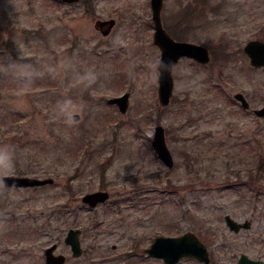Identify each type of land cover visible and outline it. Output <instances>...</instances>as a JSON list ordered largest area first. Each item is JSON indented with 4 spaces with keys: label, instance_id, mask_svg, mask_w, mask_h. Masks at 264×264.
<instances>
[{
    "label": "rangeland",
    "instance_id": "obj_1",
    "mask_svg": "<svg viewBox=\"0 0 264 264\" xmlns=\"http://www.w3.org/2000/svg\"><path fill=\"white\" fill-rule=\"evenodd\" d=\"M161 18L174 38L211 53L179 59L166 105L150 0H0V146L14 153L13 174L53 179L0 191V264H45L53 242L65 264H166L144 248L185 231L211 259L173 264L264 260V116L252 111L264 104V67L242 50L264 23V0H163ZM21 65L29 78H17ZM89 71L96 82L85 87ZM124 91L121 112L107 98ZM64 100L78 119L59 114ZM157 124L171 167L151 144ZM97 189L109 198L89 207L82 195ZM226 214L250 226L232 230ZM69 227L81 228L77 257L63 241Z\"/></svg>",
    "mask_w": 264,
    "mask_h": 264
},
{
    "label": "water",
    "instance_id": "obj_2",
    "mask_svg": "<svg viewBox=\"0 0 264 264\" xmlns=\"http://www.w3.org/2000/svg\"><path fill=\"white\" fill-rule=\"evenodd\" d=\"M72 2L75 0H63ZM163 0H150L153 19V41L160 49V58L157 63L158 74V99L161 105L169 103L174 86L172 75L173 66L182 56L195 59L200 63L208 62L210 53L207 46L188 40H178L170 35L164 28L161 20V8ZM112 22V20H111ZM103 21H96V26H101ZM104 32H106L104 30ZM244 50L250 56V62L254 66L264 64V44H259L257 40L248 41L244 46ZM235 97L241 100L244 107H248L249 103L241 92H237ZM109 103H116L121 112L127 109L129 101V92L125 91L121 95L109 97ZM258 115H264V105L254 110ZM74 119H78L79 115H73ZM152 146L158 157L168 166L174 163L172 153L165 139L164 127L157 124L154 128L151 140ZM5 181L10 186H28L40 185L51 182V177H33L28 175H16ZM109 196L106 190H95L87 192L82 196V201L89 206L94 207L98 202L106 200ZM226 224L230 229L237 231L241 227H249L250 220L237 221L229 214L224 216ZM81 229L79 227H70L64 236V243L69 244L72 250V256L77 257L82 253L80 241ZM57 242L48 245L45 250V261L47 264H64L65 255L61 252L56 253ZM144 251L149 255L162 258L166 264L178 262L181 258L191 257L204 262H209L211 257L205 243L192 231H185L179 235H158L156 236ZM239 264H264L263 259L251 258L245 253H241L238 258Z\"/></svg>",
    "mask_w": 264,
    "mask_h": 264
},
{
    "label": "clouds",
    "instance_id": "obj_3",
    "mask_svg": "<svg viewBox=\"0 0 264 264\" xmlns=\"http://www.w3.org/2000/svg\"><path fill=\"white\" fill-rule=\"evenodd\" d=\"M16 76L19 79L20 77L29 78L31 76V69L29 66L21 65L17 68ZM85 87H90L95 84L96 77L91 71L86 72L84 76L80 77V82L84 83ZM31 86L30 83H25L23 87ZM58 112L62 116L66 117V123L71 122L73 115H79L80 113L76 110V106L71 100H64L58 104ZM16 170V160L14 153L10 151L7 146H0V191L7 190L8 185L5 184L7 179L13 177V173Z\"/></svg>",
    "mask_w": 264,
    "mask_h": 264
},
{
    "label": "flooded vegetation",
    "instance_id": "obj_4",
    "mask_svg": "<svg viewBox=\"0 0 264 264\" xmlns=\"http://www.w3.org/2000/svg\"><path fill=\"white\" fill-rule=\"evenodd\" d=\"M253 39H256V40H258V43L259 44H264V23L262 24V23H260L256 28H255V32L252 34V37H250V38H248L247 39V41L246 42H248V41H250V40H253ZM245 42V43H246ZM244 43V44H245ZM242 50H243V46H242ZM244 51V50H243ZM245 52V51H244ZM246 54V53H245ZM247 55V54H246ZM247 57L249 58V56L247 55ZM259 67H264V65H261V66H259ZM262 105V104H261ZM253 108H255V107H253ZM252 108V109H253ZM27 187H30V186H27ZM97 190H99V189H97ZM110 195V194H109ZM101 203V202H100ZM44 262H45V264H47L46 263V261H45V255H44ZM65 262H66V256H65ZM65 262H64V264H65Z\"/></svg>",
    "mask_w": 264,
    "mask_h": 264
},
{
    "label": "trees",
    "instance_id": "obj_5",
    "mask_svg": "<svg viewBox=\"0 0 264 264\" xmlns=\"http://www.w3.org/2000/svg\"><path fill=\"white\" fill-rule=\"evenodd\" d=\"M263 165V164H262Z\"/></svg>",
    "mask_w": 264,
    "mask_h": 264
}]
</instances>
